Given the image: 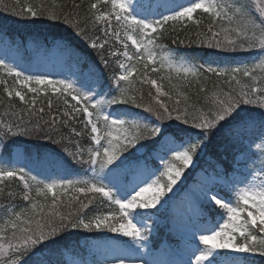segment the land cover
Instances as JSON below:
<instances>
[{"label":"snow or ice","instance_id":"obj_1","mask_svg":"<svg viewBox=\"0 0 264 264\" xmlns=\"http://www.w3.org/2000/svg\"><path fill=\"white\" fill-rule=\"evenodd\" d=\"M79 8L75 0L71 7L15 0L10 9L11 14L32 23L62 22L97 52L103 68L113 58L119 71L110 77V87L117 94L108 95L100 90L103 72L93 63L77 79L71 78L75 73L50 79L43 74L26 75L0 59V85L7 96V101L0 97V105L5 108L4 116L11 118L0 117V148H8L4 141L9 137L37 136L58 145L76 164L87 165L84 177L58 179H40L25 167L0 166V199L10 201L0 205V264H64L59 251L65 233L71 236L79 231L115 234L103 248L111 254L110 264H125L128 256L117 253L139 250L150 236L145 221L154 214L145 217L139 210L164 208L168 194L182 178L187 179L185 172L190 168L195 172L197 158L210 151L226 152L242 144L246 136L257 134L264 157V57L252 67H220L216 61L177 59L174 49L159 43L169 22L184 26L192 22L198 27L200 21L194 14L199 11L212 23L206 32L190 39V45L230 53L253 49L264 53V0H170L163 12L152 11L143 0L135 4L133 0H95L83 14L76 11ZM53 47L78 62L86 61L71 36L57 38ZM140 64L143 70L133 79ZM162 71L169 75H149ZM172 74L177 83H172ZM211 76L222 80V85L209 93L203 82ZM6 77L34 95L26 99L27 93L15 86L10 89ZM165 79L170 90H165ZM137 83L155 90L149 91L146 104ZM38 86L63 98V107L57 105L49 119L44 118V107H35L36 94L42 90ZM193 88L197 89L196 101L192 100ZM173 92L176 98L170 106ZM14 98L25 107L16 110ZM115 105H132L149 115L124 111L113 116L107 109ZM47 106L51 112V100ZM85 135L90 137L87 147L78 139ZM155 161L159 166H150ZM222 171L215 166L211 172L201 169L206 177L193 195L198 205L209 213L215 210L219 218L210 216L191 233L194 243L182 264H240L233 253L264 256V159L256 175L259 184L241 182L243 186L236 187L225 181L222 187L217 179ZM129 172L137 174L129 184L120 183L119 177ZM201 173H196L198 178ZM13 184L22 190L14 191ZM222 190L225 195L220 194ZM69 192L73 194L67 196ZM17 197L24 206L15 205ZM105 204L107 211L102 210ZM142 264L158 262L144 259Z\"/></svg>","mask_w":264,"mask_h":264},{"label":"trees","instance_id":"obj_2","mask_svg":"<svg viewBox=\"0 0 264 264\" xmlns=\"http://www.w3.org/2000/svg\"><path fill=\"white\" fill-rule=\"evenodd\" d=\"M21 3H24L25 0H20ZM34 2V0H33ZM46 4L49 6H55L57 4H64L68 7H71L73 0H44ZM95 2V0H75V3L80 5L79 11L81 14L85 13L88 9L90 3ZM15 3V0H0V46H5L7 49L14 50L22 59L30 56L28 53V49L31 48L32 53L37 49H47V51L52 50L54 41L61 36H71L72 42L74 46L77 48L79 53L86 58V61L78 62L75 57H68L64 60L65 67H74L77 69V72L82 75L86 73L89 69V64L93 63L96 67L100 68L103 72V85L111 84L110 77L113 72H118L114 59H110V66L105 69L99 63L98 54L95 50L91 49L87 42L82 38L75 35L74 31L69 28L67 25L63 24L59 21H48L42 20L37 23H32L31 21H25L20 17H17L11 14V7ZM253 16H258V13L255 11L252 12ZM200 24L197 27L194 23L187 24L184 26L180 25H171L167 26V31L163 34L159 43L165 45L167 48L174 49L176 52V58L180 59L181 57L189 58L195 63H203L205 61H216L218 66L220 67H235L238 64L243 62L250 61L255 55L259 54V49H253L247 52H222L217 49H209L206 46L201 47L195 44H189L190 39H196L197 33L206 32L209 24L212 23L211 18L208 15H204L199 19ZM175 29V31L173 30ZM214 30H216L214 28ZM6 33V35H5ZM97 35H101V33L97 32ZM202 38V37H201ZM176 39L177 42L174 44L172 41ZM184 40V44H180L179 40ZM107 47V46H106ZM117 47H119L117 45ZM46 52V51H45ZM33 57V55H32ZM153 67L152 65L149 68ZM143 70V64L137 65V73H134L133 79H136L137 75L140 71ZM152 78H157L161 75L167 76L169 75L167 72L160 73H149ZM173 75L172 83H177L178 81L175 79V74ZM256 75L259 78L261 76V71H256ZM8 86L11 88L12 78H7ZM160 82V81H158ZM204 86L208 89L209 93H211L216 89L217 84L222 85V80H218L217 77L211 76L207 81H204ZM165 86V90H170L169 81L165 79L163 81ZM264 86V85H261ZM137 87L141 89V92L144 96L143 103L149 102L148 93L151 90L153 93L154 89H151L150 85H140L137 83ZM4 86L0 85V97H2L5 101H7V96L3 91ZM196 88L192 89V100L196 101ZM106 91V90H105ZM117 94V93H116ZM140 93H137L139 97ZM204 95V94H201ZM33 95L27 94L26 99H30ZM59 95H51L46 93L45 95H36V105L35 107L39 109L40 107H44V118L49 119L50 115L57 112V105L61 108L63 107V98H59ZM175 93L173 92V101L175 100ZM162 99H166L162 97ZM48 100L52 101V109L51 112L48 109L47 102ZM138 102H141L138 100ZM13 103L16 104L17 109L25 107L22 102L19 101V98H14ZM110 110H112L116 115L121 112L128 111L133 114H141L143 116H148V113H144L143 109L135 108L132 105H115L110 106ZM258 113V109L255 110ZM5 108L3 105H0V117L4 119H11L10 117L4 116ZM82 118V117H81ZM82 127V125H78V129ZM66 131V130H65ZM258 137L257 135L252 136L251 138L245 137L244 140H250ZM81 140L83 146L87 147L89 145L90 137L85 135L83 138H78ZM4 143L8 144V148L5 150L0 148V157L5 160H10L12 157L13 150L15 148H20L23 152L24 160L26 162H37V163H45L46 161H54L55 163L62 164L63 168L70 173H79L87 170V165L81 166L76 164L71 157H69L66 153L62 151V149L55 144H52L46 139H40L37 136H21V137H9ZM252 150V149H251ZM249 149L242 144H237L228 148L225 152L223 150L210 151L205 157L208 158L210 162H213L215 165L219 166L220 169L223 170L224 173H228L229 169L227 168L225 162L222 160L227 158L231 161H234L235 157L239 154H245ZM264 159L260 155V157H256V163L260 165V160ZM155 166V165H154ZM14 191H21L20 187H17L16 184H13ZM72 194H67V196H71ZM67 196L65 198H67ZM42 200V198H41ZM51 201V197H49V201ZM43 202V200H42ZM10 203L7 199H0V205H7ZM15 205L24 206V202H22L19 197L15 200ZM97 202H94V205ZM90 206V207H94ZM19 210V207L17 208ZM104 211L108 210V206L105 204L103 209ZM66 211V209H65ZM2 218V213H0V219ZM100 233H87L84 231H79L78 233H74L69 236L65 233L66 239L62 242L64 247H62L59 251V259L63 257L65 254H77L80 251H84L83 245L87 244L88 239H98L101 237ZM252 259L248 260L249 264H264V256H260L259 254H251Z\"/></svg>","mask_w":264,"mask_h":264},{"label":"rangeland","instance_id":"obj_3","mask_svg":"<svg viewBox=\"0 0 264 264\" xmlns=\"http://www.w3.org/2000/svg\"><path fill=\"white\" fill-rule=\"evenodd\" d=\"M137 0H133L135 4ZM177 2H186V0H177ZM143 3L146 5H151V10L156 12L165 11L164 5L170 3V0H143ZM5 46H0V59H5L8 63L15 64L18 69L23 70L26 75H46L50 79H62L65 76H68L70 73H75L72 76V79H77L80 76L77 75V69L74 67H65L64 60L66 55L62 51L54 48L52 50V58L50 56H45L46 52L42 49H37L33 53V57L30 61H22L20 56L17 55L12 50L6 51ZM264 57V53H259L257 56L252 58L250 61L241 63L239 66H248L252 67L253 63H259L260 58ZM256 71H260L257 69ZM20 86V85H16ZM37 87L36 85H32ZM41 91L38 94H43L49 89L44 88L43 86H38ZM106 87V86H105ZM19 90V89H16ZM104 92L103 88L100 89ZM20 91L27 92L26 90L20 89ZM105 93V92H104ZM32 94V93H29ZM58 94V93H57ZM109 94V93H107ZM109 111V109H107ZM111 112V111H109ZM112 113V112H111ZM113 116H116L115 113H112ZM255 141L254 143L252 141ZM261 144V141L258 137L244 141V145L249 149L243 155H239L237 158V173L231 174L229 177H224L221 175L217 177L220 181L221 186L227 181L229 184H235L236 187H242L243 183H256L259 184L260 180L256 178L260 165H256V157H260L261 151L258 147ZM252 149V150H251ZM255 153V155H252ZM201 158H197L199 160ZM159 162V161H157ZM207 164V165H206ZM195 168V172L190 168L185 172V177H192L188 182L187 179L182 178L178 185L174 187L173 192L169 193L165 198L169 202L164 208L157 206L156 209L151 210H139L145 212V217L150 213L154 214L151 216V219H146L147 225L151 228L149 239L145 242V246L133 253H117L124 254L128 256L125 264H142L144 259H151L158 264H182L184 260V255L190 254V247L192 245L191 233L198 229V226L204 225L208 222L209 217H207L200 207L196 204V198L193 193L198 189L201 183H203L204 178L206 177L205 173H201L202 168ZM201 165V164H200ZM209 172L211 166H216L213 163H205ZM203 165V166H205ZM211 165V166H210ZM0 166H16V167H25L30 170L32 174L37 175L40 179H50V178H77L84 177L85 173H70L67 172L62 164L55 163L54 161H46L45 163L37 162H26L23 158V153L21 150L15 149L12 154L11 160L7 161L0 158ZM196 173H201L198 178ZM249 173H253L250 175ZM137 174L133 172V176ZM199 180V182H197ZM120 183H123L122 175L119 177ZM107 183V181H105ZM191 189V190H189ZM225 192V191H224ZM71 193V192H69ZM226 194V192H225ZM215 211V210H214ZM165 215H168L169 227L167 231L172 234L173 246L166 248L162 244L158 246V249H154L151 245L153 238H156L159 230L165 224ZM246 215V213L244 214ZM219 217L217 216V219ZM2 222V218L0 219ZM104 237H113L116 238L115 234L106 233ZM120 240H126L127 238L119 237ZM106 242V240H105ZM99 241L89 240L85 247V255L80 257L77 255H64L62 261L64 264H79V262H84V264H110L111 254L107 252L103 245L105 244ZM240 260V264H248L245 262V257L248 254H239L233 253Z\"/></svg>","mask_w":264,"mask_h":264}]
</instances>
